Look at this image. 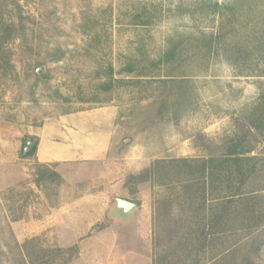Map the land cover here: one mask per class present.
<instances>
[{
    "label": "rangeland",
    "instance_id": "1",
    "mask_svg": "<svg viewBox=\"0 0 264 264\" xmlns=\"http://www.w3.org/2000/svg\"><path fill=\"white\" fill-rule=\"evenodd\" d=\"M8 1L0 22L16 25L0 26V264H154V205L180 191L128 177L157 161L219 156L232 138L260 158L254 184L264 187V136L249 125L264 99V0H15L19 13ZM221 29L211 50L196 48ZM171 47L177 57L159 64ZM106 108L118 114L105 159L24 157L45 125L66 130L68 115ZM117 199L140 205L131 220L111 215ZM238 241L250 250L264 228ZM252 258L264 264V247Z\"/></svg>",
    "mask_w": 264,
    "mask_h": 264
},
{
    "label": "trees",
    "instance_id": "2",
    "mask_svg": "<svg viewBox=\"0 0 264 264\" xmlns=\"http://www.w3.org/2000/svg\"><path fill=\"white\" fill-rule=\"evenodd\" d=\"M14 1L19 13L20 6ZM0 3L9 5L8 0H0ZM23 20L20 13L18 21ZM15 25L13 20L0 24ZM218 33V39L211 35L210 41H203L204 44L196 48L211 50L224 30ZM177 54L178 48L171 47L158 63L167 66ZM113 71L111 67L109 72ZM124 71L136 70L130 63ZM256 115L249 119V125L264 136V99ZM249 145L245 137L232 138L219 156L157 161L151 168L128 177V181L151 180L169 192L177 188L180 191L175 200L166 195L154 205V264H257L252 256L262 252L264 243L254 241L249 250L248 245L240 247L238 241L241 233L264 228V187L254 184L263 169L260 158L250 155L253 150ZM37 146L24 157L35 154ZM178 200L180 213L186 215L183 219L174 214ZM176 232L179 234L175 235Z\"/></svg>",
    "mask_w": 264,
    "mask_h": 264
},
{
    "label": "crops",
    "instance_id": "3",
    "mask_svg": "<svg viewBox=\"0 0 264 264\" xmlns=\"http://www.w3.org/2000/svg\"><path fill=\"white\" fill-rule=\"evenodd\" d=\"M115 108L70 114L66 130L57 124L45 125L38 139L36 156L40 163L103 160L112 142Z\"/></svg>",
    "mask_w": 264,
    "mask_h": 264
},
{
    "label": "water",
    "instance_id": "4",
    "mask_svg": "<svg viewBox=\"0 0 264 264\" xmlns=\"http://www.w3.org/2000/svg\"><path fill=\"white\" fill-rule=\"evenodd\" d=\"M37 144H38L37 138L26 141L23 150V155L26 156L31 151H33ZM139 209H140V205L132 200L117 199L114 207L112 208L111 215L113 217L119 218L122 221H129L137 214Z\"/></svg>",
    "mask_w": 264,
    "mask_h": 264
}]
</instances>
